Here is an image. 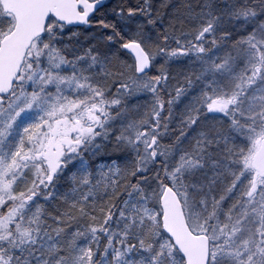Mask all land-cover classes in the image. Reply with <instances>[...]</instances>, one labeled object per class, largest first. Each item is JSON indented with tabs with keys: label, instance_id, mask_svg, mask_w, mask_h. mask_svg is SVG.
<instances>
[{
	"label": "snow or ice",
	"instance_id": "snow-or-ice-1",
	"mask_svg": "<svg viewBox=\"0 0 264 264\" xmlns=\"http://www.w3.org/2000/svg\"><path fill=\"white\" fill-rule=\"evenodd\" d=\"M0 264H264V0H0Z\"/></svg>",
	"mask_w": 264,
	"mask_h": 264
}]
</instances>
